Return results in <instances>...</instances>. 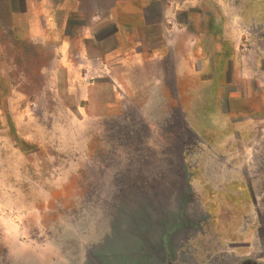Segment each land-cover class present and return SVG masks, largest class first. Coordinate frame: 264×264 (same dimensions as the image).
Listing matches in <instances>:
<instances>
[{
	"label": "rangeland",
	"instance_id": "374dc122",
	"mask_svg": "<svg viewBox=\"0 0 264 264\" xmlns=\"http://www.w3.org/2000/svg\"><path fill=\"white\" fill-rule=\"evenodd\" d=\"M189 8L161 21L195 51L176 78L173 50L114 65L84 17L1 26L0 264H264V0Z\"/></svg>",
	"mask_w": 264,
	"mask_h": 264
},
{
	"label": "crops",
	"instance_id": "0c3cea01",
	"mask_svg": "<svg viewBox=\"0 0 264 264\" xmlns=\"http://www.w3.org/2000/svg\"><path fill=\"white\" fill-rule=\"evenodd\" d=\"M167 1L173 2V7L170 3L168 6ZM188 1L195 0H0V29L1 26L5 27L6 20L14 18L16 21L19 20V24H26L29 31L43 33L47 30L56 34L59 41H66L70 40L67 29L71 18L78 17L81 20L84 17L87 19L78 26V38L82 42L93 43L96 48H102L101 45L106 39L111 41L106 53L110 55L114 65H126L130 69L144 62L156 63L171 54L173 50V64L179 65L174 69L176 78V73L179 77L182 75L180 66L183 64V59L191 58L195 51L192 50L189 41H183L181 34L167 30L161 21L163 17L168 16L183 15L188 18L192 16L198 9L188 10ZM88 2L91 3L88 5ZM152 15L157 19L149 20L148 17ZM106 26L110 27L103 31ZM61 46L65 47L64 42ZM84 48L86 47L82 44L79 49L81 54L84 53ZM96 58L100 59V57ZM231 93L229 86V94ZM256 141H260L258 144H261L262 136L260 135ZM229 155L230 158L233 157L231 153ZM242 170L236 173L235 168H229L226 174L229 178L237 177L239 180L235 183L239 185L242 176H246L243 171H248ZM238 192L241 194L242 191ZM232 263L248 264L245 260L242 262V259L239 261L235 259L229 264ZM250 263L257 264L259 261L250 260Z\"/></svg>",
	"mask_w": 264,
	"mask_h": 264
}]
</instances>
